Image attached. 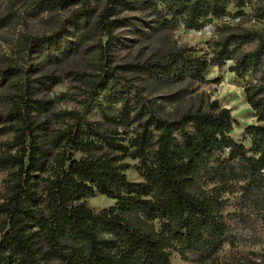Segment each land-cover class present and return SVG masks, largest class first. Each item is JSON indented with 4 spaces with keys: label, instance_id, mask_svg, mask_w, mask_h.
Instances as JSON below:
<instances>
[{
    "label": "trees",
    "instance_id": "1",
    "mask_svg": "<svg viewBox=\"0 0 264 264\" xmlns=\"http://www.w3.org/2000/svg\"><path fill=\"white\" fill-rule=\"evenodd\" d=\"M246 1L107 0L93 20L92 0H12L10 13L79 4L56 32L23 35V49L58 59L70 47L69 27L84 28L80 37L107 36L99 44L103 74L91 83L88 99L109 94L121 104L120 121L135 128L125 138L76 112L45 142L34 111L46 103L35 97L29 71L0 72V78L23 77L10 111L0 116L1 132L15 133L12 151L0 153V174L6 173L7 183L0 198V264H172L173 251L196 264H228L225 246L237 247L239 231L256 227L244 208H257L264 194V124L245 127L248 147L232 137L231 110L218 99L165 118L152 99L109 65V55L115 30L124 23L117 16L121 6H147L164 27L201 30L228 15L230 2L242 8ZM259 17L264 18V8ZM263 56L264 34L241 28L217 41L210 58L179 47L135 67L158 80L202 81L209 66L222 67L228 60H234L230 70L242 77ZM244 91L258 120H264V86ZM127 157L138 160L142 181L127 178ZM96 193L116 204L92 207L84 198ZM263 259L250 250L235 264Z\"/></svg>",
    "mask_w": 264,
    "mask_h": 264
},
{
    "label": "rangeland",
    "instance_id": "2",
    "mask_svg": "<svg viewBox=\"0 0 264 264\" xmlns=\"http://www.w3.org/2000/svg\"><path fill=\"white\" fill-rule=\"evenodd\" d=\"M106 1L92 0L93 20L102 11ZM11 3L12 0H0V72L29 71L28 75L32 79L30 83L36 91L35 97L46 103L39 105L34 111L41 140L49 142L55 131L70 122L72 114L76 112L101 124L104 130L117 131L125 138L130 137L135 123L125 124L120 121V103L112 102L109 94L99 100L88 99L91 83L103 74L100 68L102 61L99 44H104L107 36L98 32L91 37H80L84 28L69 27L70 47L65 55H59L58 59H49L40 53L29 54L23 49V35L42 36L56 32L79 4L40 13H10ZM261 8H264V0H247L242 8H237L230 2L228 15L213 19L201 30H193L186 29L182 24L173 27L161 26L157 15L147 6H121L117 16L124 23L115 30L109 65L116 67L120 74L138 86L141 94L152 99L160 114L168 119L206 105L208 99H218L222 106L231 110L235 121L232 137L250 147L251 141L245 133V127L249 124H264V120H258L256 112L247 102L244 87L264 86V59L260 65L248 70L242 77L230 70L234 60H228L222 67L209 66L202 81L158 80L137 69L135 65L155 61L179 47H189L193 52L210 58L217 41L241 28L264 34V18L259 17ZM252 47L249 45L246 50ZM22 78L17 74L13 79L0 78V116L10 111L14 96L21 88ZM113 117L117 118V121L113 120ZM1 128L0 124V153H6L12 151L11 144L15 133H3ZM80 156L81 153L75 154L77 158ZM125 161L129 164L126 170L127 178L142 181L143 178L137 169L138 160L127 157ZM5 178L6 173H1L0 198L7 190ZM84 200L98 210L116 204L115 199L100 193L87 196ZM233 209L234 207H229V210ZM244 211L251 212L256 227L255 230L239 231L237 247L230 248L228 244L225 246L223 255H226L228 264H235L241 252L254 250L264 255V194L257 208L245 207ZM135 222L146 230L150 229L148 223L138 220ZM157 226L155 224V228ZM190 257L193 258V255ZM171 259L172 264H196L183 260L178 251H173Z\"/></svg>",
    "mask_w": 264,
    "mask_h": 264
}]
</instances>
